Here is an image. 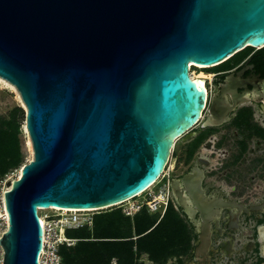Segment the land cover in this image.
Instances as JSON below:
<instances>
[{"label": "water", "instance_id": "95a60500", "mask_svg": "<svg viewBox=\"0 0 264 264\" xmlns=\"http://www.w3.org/2000/svg\"><path fill=\"white\" fill-rule=\"evenodd\" d=\"M264 47V0H0V76L18 89L34 156L6 181L1 264H39V208H99L145 191L206 94L190 62ZM226 77L235 110L264 102ZM223 109L212 108L215 116ZM264 250V222L258 225Z\"/></svg>", "mask_w": 264, "mask_h": 264}, {"label": "flooded vegetation", "instance_id": "af4514ba", "mask_svg": "<svg viewBox=\"0 0 264 264\" xmlns=\"http://www.w3.org/2000/svg\"><path fill=\"white\" fill-rule=\"evenodd\" d=\"M255 53L230 69L210 72L202 116L179 137L182 154L171 171L170 204L187 224L190 245L161 263L138 255L136 264H264L258 232L264 222V102L252 99L230 110L234 98L222 89L227 76L244 68L238 91H249L253 98V83L264 77V54L257 56L262 61L257 64ZM213 107L225 115L215 116ZM232 131L241 136L213 167L219 143ZM218 169L224 170L223 176L214 175ZM111 263L117 264V258Z\"/></svg>", "mask_w": 264, "mask_h": 264}, {"label": "trees", "instance_id": "16d2710c", "mask_svg": "<svg viewBox=\"0 0 264 264\" xmlns=\"http://www.w3.org/2000/svg\"><path fill=\"white\" fill-rule=\"evenodd\" d=\"M254 49L249 46L237 52L219 64L217 70L238 65ZM263 54L264 47L258 48L252 59L255 58L256 63L261 64V58L257 56ZM18 109L22 110L21 107ZM24 158L21 123L14 116L0 115V176L21 166ZM157 219L158 215L149 213L145 208L133 219L125 215L120 207L98 212L92 228L81 227L68 231L70 236L79 239L72 246H61L63 262L112 264V259L116 257L117 264H136V256L147 254L153 261L161 263L190 245L187 224L172 204L159 222Z\"/></svg>", "mask_w": 264, "mask_h": 264}, {"label": "built area", "instance_id": "2783aa9c", "mask_svg": "<svg viewBox=\"0 0 264 264\" xmlns=\"http://www.w3.org/2000/svg\"><path fill=\"white\" fill-rule=\"evenodd\" d=\"M190 64V69L194 66ZM191 74V72H190ZM174 147L172 148L173 151ZM171 151V154H172ZM171 157V155H170ZM170 158L161 176L145 191L121 201L115 205L99 208H77L74 210H57L49 212V208H39L38 214L43 228L42 249L39 254V264H64L61 246H72L79 238L72 237L68 231L73 228L89 227L95 223V215L111 207H120L123 213L132 219L142 209L157 214L159 222L170 205V176L172 168L169 166ZM18 177V176H17ZM6 180L0 179V236L7 229L9 214L6 212L5 190ZM41 211H43L41 213ZM43 221V222H42ZM156 222V223H157Z\"/></svg>", "mask_w": 264, "mask_h": 264}, {"label": "rangeland", "instance_id": "374dc122", "mask_svg": "<svg viewBox=\"0 0 264 264\" xmlns=\"http://www.w3.org/2000/svg\"><path fill=\"white\" fill-rule=\"evenodd\" d=\"M218 66L219 65L212 66V67L200 68V67L194 65L191 69H192V71H196V72H198L200 70H205L206 72L210 73L212 71L217 70ZM15 88H16V86H15ZM15 88H13L9 84H5V83L0 82V115L5 116V117L14 116L21 123V142H22V146H23V152L25 155L24 161L21 164V165H23L24 163L29 161L30 154H31L30 150L28 148V145H27L28 137L30 138V136H29V133H26L23 129V124L25 123V120H26V108H25V105L22 101V98L20 96L18 89L17 88L15 89ZM20 107L22 108V110L18 109ZM260 116H262V115L260 114ZM234 132L233 131L230 132L219 143L218 150L213 156V162H212L213 167H218L219 164L225 160L224 156L226 154V149H231V147H233V145H236L237 138H239V136H241V135H237ZM181 140H182L181 138H179L177 140L176 145L174 146V149L172 151L170 161H169V166L171 168H173L180 161L181 154H182ZM252 143H253L252 145L255 144V142H252ZM19 167L10 171L8 174H6L3 177L0 176V179L5 180L7 178V180H8L9 178H11V179L17 178ZM214 175L223 176L224 170L218 169L215 171ZM255 196H258V198L261 197L260 194H256ZM258 198L254 197V198H252V200H255ZM112 208H115V207L108 208L105 211L111 210ZM48 211L52 212V213L58 212L57 210H51V209H48ZM42 212L43 211H41V213ZM1 256H2V247L0 246V257Z\"/></svg>", "mask_w": 264, "mask_h": 264}, {"label": "bare ground", "instance_id": "6f19581e", "mask_svg": "<svg viewBox=\"0 0 264 264\" xmlns=\"http://www.w3.org/2000/svg\"><path fill=\"white\" fill-rule=\"evenodd\" d=\"M191 64L196 65V66H198L200 68L209 67V65H204V64L196 63V62H191ZM190 72H191V76L194 79H200V81H201V83H202V85L204 87V91H205L206 98H207V96L209 94V91H208L209 89H208V86H207V83H206V78H212V74L206 72L205 70H200V71L196 72V71H192V69H190ZM0 82L1 83H5V84H9L13 88H15L14 84H12L11 82H9L5 78H2L1 76H0ZM23 129H24V131L26 133H28V130H27V127H26V124L25 123L23 124ZM27 145H28V148H29L30 153H31L29 160H31L33 158V156H34V151H33V144H32L31 139L29 137H28ZM22 166L23 165H21L19 167V169H18V174H17L18 177L22 174ZM50 209L51 210H74V209H77V208H68V207L52 206ZM6 212H7V214H9L8 211H7V208H6Z\"/></svg>", "mask_w": 264, "mask_h": 264}]
</instances>
